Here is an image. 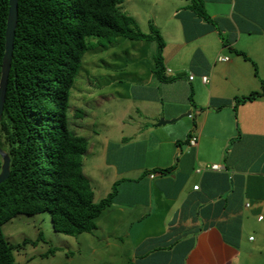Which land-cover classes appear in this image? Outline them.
<instances>
[{
    "label": "crops",
    "instance_id": "crops-1",
    "mask_svg": "<svg viewBox=\"0 0 264 264\" xmlns=\"http://www.w3.org/2000/svg\"><path fill=\"white\" fill-rule=\"evenodd\" d=\"M203 1L212 22L186 0L121 5L139 29L153 23L162 34L170 79L158 78V53L146 50H157L153 40L131 44L123 86L136 104L110 137L84 135L95 201L115 193L96 220L92 257L111 264H264V93L238 100L264 83V0ZM194 135L197 145L190 146ZM210 164L224 169L197 172ZM251 231L261 237L247 238ZM247 245L261 257L242 259Z\"/></svg>",
    "mask_w": 264,
    "mask_h": 264
},
{
    "label": "trees",
    "instance_id": "trees-1",
    "mask_svg": "<svg viewBox=\"0 0 264 264\" xmlns=\"http://www.w3.org/2000/svg\"><path fill=\"white\" fill-rule=\"evenodd\" d=\"M201 18L211 21L203 0H186ZM10 0H0V82L6 50ZM125 0H19V20L6 102L0 121V146L11 158L10 176L0 183V264H15L17 245L3 230L18 214H51L56 232L70 236L92 233L96 220L113 202L95 201L84 172L89 139L70 125L71 90L87 51L118 38L154 40L158 78L167 81L162 55L165 41L154 24L138 30L133 16L122 10ZM90 39H98L91 41ZM246 58L247 56L243 54ZM264 93L239 97L253 100ZM82 117H79L81 116ZM86 113L78 110L76 118ZM3 161L0 155V172ZM44 239L40 232L37 243ZM55 248L49 250L54 254ZM47 255V254H45Z\"/></svg>",
    "mask_w": 264,
    "mask_h": 264
},
{
    "label": "rangeland",
    "instance_id": "rangeland-1",
    "mask_svg": "<svg viewBox=\"0 0 264 264\" xmlns=\"http://www.w3.org/2000/svg\"><path fill=\"white\" fill-rule=\"evenodd\" d=\"M124 9H126V4ZM143 9L149 12L145 7ZM138 30L141 29L138 28ZM148 31L149 29L146 30ZM90 40L98 41V39ZM117 40L115 44L98 45L87 51L83 57L82 67L71 90L69 108L70 125L80 135L91 133L90 137H94L96 134V139L98 136V139L110 137L118 127L116 121L124 116L130 105L133 106L137 102L123 85L128 81L125 64L130 61L126 50L133 51L131 44L138 42L124 37ZM152 42L158 47L156 41ZM146 50L148 54L158 53V48L157 50L153 48ZM115 52L118 54L114 55ZM78 110H82L86 113L85 116L89 115V117L79 118L82 117L81 115L76 118L75 113ZM93 113L95 114L92 118L90 114ZM80 119H83V128L78 127ZM92 122L93 125L90 127ZM3 230L7 240L18 246L14 251L15 264H111L106 258L103 259L100 256L95 258L90 255L88 245L97 241L94 233L70 236L56 232L49 212L34 215L18 214L4 224ZM40 232L43 233L44 239L40 240L37 245L32 242L24 244L25 239L36 240ZM250 236L257 240L261 237L255 231L249 232L247 238ZM81 245L86 250L82 254L78 251ZM51 248L56 249L54 254H49ZM256 256L261 257L258 250H252L249 245L245 246L242 259H252ZM71 257L73 258L69 260Z\"/></svg>",
    "mask_w": 264,
    "mask_h": 264
},
{
    "label": "water",
    "instance_id": "water-1",
    "mask_svg": "<svg viewBox=\"0 0 264 264\" xmlns=\"http://www.w3.org/2000/svg\"><path fill=\"white\" fill-rule=\"evenodd\" d=\"M10 9L7 21V29H6V50L3 59L2 65V77L0 82V121L2 119L4 106L6 102L7 88L10 70L12 67V60L15 48V38H16V29L19 20V0H10ZM191 115V112H187L186 114L181 115L180 117L165 120L162 119L159 122L161 124L172 123L184 116ZM0 155L3 161L2 170L0 172V183H3L10 176V167H11V158L9 154L0 146Z\"/></svg>",
    "mask_w": 264,
    "mask_h": 264
},
{
    "label": "built area",
    "instance_id": "built-area-1",
    "mask_svg": "<svg viewBox=\"0 0 264 264\" xmlns=\"http://www.w3.org/2000/svg\"><path fill=\"white\" fill-rule=\"evenodd\" d=\"M219 60L220 61H227V60H229V57H226V56H221L220 58H219ZM190 79H194V76L193 75H191L190 76ZM202 81L204 82V83H206V84H208L209 82H210V78H209V76H202ZM189 145L190 146H196L197 145V136H192L191 138H190V141H189ZM204 169H210V170H217V171H220V170H223L224 169V167L222 166V165H220V164H210V165H207L205 168H198L197 169V172L198 173H201V172H203V170ZM195 189H199V186L198 185H196L195 186ZM247 206L249 207L250 206V203H247ZM262 218V217H261Z\"/></svg>",
    "mask_w": 264,
    "mask_h": 264
}]
</instances>
